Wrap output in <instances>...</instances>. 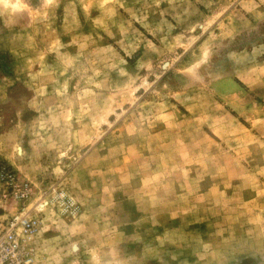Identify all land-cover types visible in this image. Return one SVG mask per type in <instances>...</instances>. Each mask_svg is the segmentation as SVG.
<instances>
[{
    "label": "rangeland",
    "instance_id": "374dc122",
    "mask_svg": "<svg viewBox=\"0 0 264 264\" xmlns=\"http://www.w3.org/2000/svg\"><path fill=\"white\" fill-rule=\"evenodd\" d=\"M2 170L42 264H264V0H0Z\"/></svg>",
    "mask_w": 264,
    "mask_h": 264
},
{
    "label": "built area",
    "instance_id": "2783aa9c",
    "mask_svg": "<svg viewBox=\"0 0 264 264\" xmlns=\"http://www.w3.org/2000/svg\"><path fill=\"white\" fill-rule=\"evenodd\" d=\"M0 180L11 186L14 196H27L26 188L15 182L11 172L0 171ZM39 225L38 217L25 210L0 215V264H42L33 244Z\"/></svg>",
    "mask_w": 264,
    "mask_h": 264
}]
</instances>
